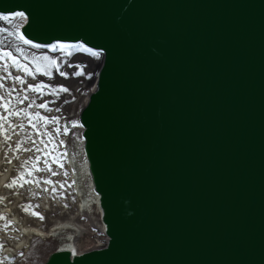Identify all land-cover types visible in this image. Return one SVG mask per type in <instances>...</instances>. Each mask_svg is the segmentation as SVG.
I'll return each instance as SVG.
<instances>
[{"label": "water", "instance_id": "95a60500", "mask_svg": "<svg viewBox=\"0 0 264 264\" xmlns=\"http://www.w3.org/2000/svg\"><path fill=\"white\" fill-rule=\"evenodd\" d=\"M102 61L80 114L109 241L44 264H264V0H0Z\"/></svg>", "mask_w": 264, "mask_h": 264}, {"label": "built area", "instance_id": "2783aa9c", "mask_svg": "<svg viewBox=\"0 0 264 264\" xmlns=\"http://www.w3.org/2000/svg\"><path fill=\"white\" fill-rule=\"evenodd\" d=\"M18 13H23V19L16 15ZM3 16H8L9 19L4 20L0 18V56H2L3 52L9 51L12 53V57H15L16 60H21V64L27 65L33 70V75L30 76L27 72L22 71L17 67H13L11 57L0 59V96L5 97L6 101L10 102L11 105L8 110L0 107V115L8 116V122L4 123V128L9 129L7 135L11 137V139L5 143V134L0 133V198H2L0 199V205L6 207L9 211V215H12L11 210H13L14 213V207L11 206L10 203H7L6 200H28L33 193H35L34 183H25L24 190L19 191V185L11 188L6 187V185H1V178H4V172L6 170H13V178L18 177V174L21 171H27V168L21 167L25 160L30 158L35 160L36 157H39V168L47 169L48 165L51 166V171H34L31 176H25L26 180H39L41 182L40 189L45 196L44 200H48L49 194L52 193L57 202L59 200L64 202L66 199L63 195L72 190L74 177L71 161L74 157H77V148L79 147L77 139L79 137L83 138V126L81 124L80 114L82 108L87 103L91 92L96 88L97 71L99 66H94V58L102 59V55L100 53L98 57L92 56L83 51L71 52L72 54L68 55L69 52L57 51V53L66 56V60L63 62V69L65 70L64 73H66V75L62 77L60 82L51 84L48 79L35 72L27 60L17 56L16 45L21 41L17 37L22 35L21 31L23 25L27 21V14L23 10H15L9 13L0 12V17ZM11 33H15V35H11ZM24 45L27 48L32 49L37 58L43 57L46 54L55 53L48 51V46L36 48L33 47L34 44L32 43H24ZM74 53L86 54V61L83 64L84 75H82L81 82H74L71 73V60ZM16 77H21L25 81L24 84L19 83V81L15 79ZM41 83L45 85L43 95L38 92H32L28 89L29 84L34 86ZM61 88H67L68 91H58L57 94H53L51 91V89L58 90ZM24 96H28V99L24 100L23 103H19L18 101L22 100ZM74 97H81V106H74ZM4 103L5 100H0V105H3ZM42 103L47 104V108L38 107ZM30 104L32 105L31 107H29ZM24 109H27V111L32 114L39 112L49 121L56 118L58 122H37L33 118V122L37 123V128L39 129L40 134H38L37 130L33 129L28 123L29 117L24 115H8L10 111H22ZM21 123L24 124V129H21V137H14V129H20L18 126ZM72 124H75L76 126L71 127ZM66 126L69 127L67 134L64 133V128ZM57 129L59 131H57ZM45 132L50 133L53 138L50 143L49 136L44 135ZM28 137H31V140L27 139ZM32 141H35V144H33ZM60 141H63L64 143L60 144ZM17 142L22 143L24 148H29L31 151H14L13 149H15ZM45 144L48 145L47 148H45ZM37 146L40 149H43V151H37ZM45 152L50 153V155H45ZM65 153L66 155H64ZM53 157H57L59 162H53ZM9 160L11 161L10 163L8 162ZM45 160L48 161V164L44 163ZM61 163L63 164L62 168L60 167ZM52 172H56L57 174L52 175ZM65 172L67 175H64ZM48 180H51L53 183H46ZM61 183L65 185L63 188H60ZM53 186L57 188L56 193L52 192ZM5 188H9L8 193H5ZM44 189H48V191L45 192ZM60 193H63V195L61 196ZM58 195L60 196L59 198ZM89 207L88 204L80 207V209L75 212V217L80 219L81 216H88L89 213H91ZM9 215L8 217L1 219L3 222L0 221V224L6 221H11V224L20 229L21 225H23L20 219L15 221L9 220L12 218ZM97 215L99 217L97 229L105 231L104 225L100 220V211L97 212ZM61 225H68V228H65L63 234L59 235L62 238L60 240L62 243L60 244L59 242L54 250L63 249L61 245H64L67 236H72V238L77 241L76 248L71 250L73 254H82L92 249L105 247L109 241L107 234L106 240H99L97 238V231L92 230V227L87 226L86 224V227L80 226L76 222L74 224H67L64 222ZM87 231L89 234L86 236L85 232ZM32 239L33 238L30 240L29 247L21 250L28 251ZM44 241H46V239ZM78 243H86V250H78ZM2 250H9L11 261H4L2 259ZM2 250L0 254V263H17L19 252L18 249L15 248L14 243L11 242L9 246L4 247Z\"/></svg>", "mask_w": 264, "mask_h": 264}, {"label": "rangeland", "instance_id": "374dc122", "mask_svg": "<svg viewBox=\"0 0 264 264\" xmlns=\"http://www.w3.org/2000/svg\"><path fill=\"white\" fill-rule=\"evenodd\" d=\"M19 48L21 51H17ZM51 49V50H49ZM48 51H52L55 53L46 54L45 56L49 57V59H55L59 66V70L56 67H48V62L44 60H40L39 64L41 66V71L37 72L44 78L48 79L51 84H55L61 81L62 77L60 72H65L63 69V62L66 60V56L57 53V51L62 50H53L52 47L48 48ZM16 52L17 56L27 60L33 69L35 70L37 67V58L32 49L27 48L22 41H19L16 45ZM50 71L51 75H44V71ZM36 72V71H35ZM73 167V166H72ZM20 175V173L18 174ZM34 183V182H33ZM35 193L38 195H30L31 198L28 200H6L7 203H10L11 206L14 207V211L17 213L21 223L25 225V227H36L42 230H48L53 226H57L60 223H67V224H74L75 222L78 223L80 226H87L92 227V230L98 231L97 229V222L99 221L98 215L94 212L95 207H90L92 209L91 213L88 216H81L80 219L75 217V212L83 207L85 203H81L82 200L80 199L81 195H79L75 191V183H73L72 190L68 193L66 192L63 196L66 200L64 202L59 200L58 202L53 198V194H49L48 200H44L45 196L43 191L40 189L41 182L39 186L34 183ZM87 185V184H85ZM24 186L19 188V191H23ZM9 192V188H5V193ZM60 196L58 195V198ZM45 201H47V206H45ZM81 203V204H80ZM28 204L32 205H39V207H34L32 211L40 213L44 217V219H40L38 216L31 215L29 212L24 211V206ZM83 205V206H82ZM1 216L5 217L3 214ZM1 222H3L0 219ZM6 222L0 224V243L3 244L0 247V254L1 250L9 246L10 243H14L17 245L18 249V261L16 264H44L48 255L54 251L56 246L58 245V241L53 239H47L44 241L39 237H34L31 241V246L28 251H24L21 249H26L27 247L22 246L27 242V236L25 238L18 237L20 234V229L13 224H9L7 228L4 227ZM89 233L88 231L85 232L87 236ZM23 242V243H22ZM82 244V243H81ZM19 246V247H18ZM22 246V247H21ZM2 259L4 261H11V254L8 250H2ZM0 264H4L3 262Z\"/></svg>", "mask_w": 264, "mask_h": 264}, {"label": "snow or ice", "instance_id": "6c2138e0", "mask_svg": "<svg viewBox=\"0 0 264 264\" xmlns=\"http://www.w3.org/2000/svg\"><path fill=\"white\" fill-rule=\"evenodd\" d=\"M17 16L21 17L23 19V13H18L16 14ZM4 20H8L9 17L8 16H3V17H0ZM11 35H15V33H11ZM19 40H21L23 43L25 44H31V41L30 40H27L25 39L22 35L18 36L17 37ZM33 47H36V48H39L41 47V45L39 44H35L33 45ZM52 49L55 51L57 49L59 50H67L69 48H73V49H76L77 51H83L85 53H88L92 56H99L100 53L99 52H93L90 48H87L85 47L84 45L82 44H77V45H58V44H53L52 46ZM17 51H21L19 48H17ZM72 53L69 52L68 55H71ZM7 57H11L12 58V61H13V64L20 70L22 71H25L28 73V75H33V70L30 69L27 65H24V64H20L15 57H12V53L9 52V51H5L3 52L2 56H0V59L2 58H7ZM36 59V62H37V67L35 69L36 72H39L41 71V66L39 64V61L40 60H44V61H47L48 62V67H56L57 70H59V66L57 64V61L55 59H49V57L47 56H43V57H39V58H35ZM82 74V70L81 71H77L74 73V75H81ZM44 75H51L50 71H44ZM60 75L61 76H65L66 73L64 72H60ZM17 81H19V83L21 84H24V80L21 78V77H16L15 78ZM45 88V85L44 84H36V85H31L29 84L28 85V89L32 92H38L40 93L41 95H43V89ZM51 91L53 92V94H57L58 91H64V92H67L68 89L67 88H61V89H51ZM28 99V96H24L22 100H19L18 102L19 103H23L24 100H27ZM0 100H5V103L3 105H0V107H3L5 110H8L10 108V102L6 101V98L3 97V96H0ZM34 103V102H33ZM32 105L30 104L29 107H31ZM38 107L40 108H47V104H40ZM50 111V109H49ZM9 116H12V115H15V116H19V115H24L26 117H29V120H28V123L31 125V127L33 129H36L37 130V133H39V129L37 128V123H34L33 122V118L37 121V122H40V121H44L45 123H57L58 121L56 120V118H53L51 121L47 120L46 117L42 116L39 112H36L34 114L32 113H29L27 111V109H24L22 111H10L8 113ZM8 122V116H2L0 115V133H4V140H5V143L11 139V137L9 135H7V132L9 131V129H5L4 128V123H7ZM76 125L75 124H72L71 127H75ZM20 129H24V124L21 123L19 126H18ZM57 131H59L57 129ZM69 131V127H65L64 128V133L67 134V132ZM44 135H47L49 136V143L51 142V140L53 139L51 137V134L50 133H47L45 132ZM27 139L31 140V137H28ZM43 142V141H42ZM33 144H35V141H32ZM64 142L63 141H60V144H63ZM47 144H45V148H47ZM14 151H31V149L29 148H24L22 143L20 142H17V144L15 145V149H13ZM37 151H43V149H40L38 146L36 148ZM45 155H50V153H47L45 152ZM66 155V153L64 154ZM53 162H59L58 158L57 157H53ZM39 160L40 158L39 157H36L35 160H32L31 158L28 159V160H25L23 165L21 166L22 168H27L28 170L27 171H21L20 172V175L18 177H15L13 178V180L6 185V187H16L17 185H19V187H23L25 183H36L38 186L40 184V181L39 180H26L25 179V176H31L33 174V172H39V171H44V170H47V171H51V166L48 165L47 169H41L38 167V163H39ZM9 163L11 162L10 160L8 161ZM45 164H48V161L45 160L44 161ZM60 167L62 168L63 167V164L61 163L60 164ZM57 173L56 172H52V175H56ZM64 175H67V173L65 172ZM46 183H49V184H52L53 182L51 180H48L46 181ZM75 183V182H73ZM65 185L63 183L60 184V188H63ZM45 192L48 191V189H44ZM52 192L53 193H56L57 192V188L55 186L52 187ZM33 195H38V193H33ZM60 195L62 196L63 193H60ZM55 198V197H53ZM2 199V198H0ZM34 207H39V205H32V204H28L27 206H24V211L26 212H29V214L31 215H35V216H38L41 220L44 219V217L42 215H40V213L38 212H35V211H32V209ZM0 219H4V217L0 216ZM12 222L11 221H6L4 227L7 228L9 224H11ZM3 244L0 243V247H2Z\"/></svg>", "mask_w": 264, "mask_h": 264}, {"label": "bare ground", "instance_id": "6f19581e", "mask_svg": "<svg viewBox=\"0 0 264 264\" xmlns=\"http://www.w3.org/2000/svg\"><path fill=\"white\" fill-rule=\"evenodd\" d=\"M58 45H77V44H82L81 42H74V43H55ZM52 46V45H51ZM51 46H48V48H51ZM85 46V45H84ZM86 47V46H85ZM51 50V49H49ZM93 52H99L97 50L91 49ZM64 52H81L77 51L76 49L69 48L67 50H63ZM52 52V51H51ZM100 53V52H99ZM21 64V60H17ZM86 61V54H81V53H74L72 56L71 60V73L72 77L74 79V82H81L82 75H84V68L83 64ZM102 59L101 58H94V66H100ZM13 67H16L13 64ZM82 74L77 76L74 75L75 72L81 71ZM74 106H81V97H74ZM14 137H21V129H14ZM77 157H74V159L71 161L72 164V169H73V177H74V182H75V191L81 195L80 199L82 200V204H88L91 208H94V212L97 214L99 212V207H98V195L94 189L93 182L91 175L89 173V168H88V162H87V157L84 151V140L83 138L79 137L77 139ZM13 180V170H6L4 172V178H1V185H7ZM87 184V185H85ZM48 202H45V206H47ZM80 203V204H81ZM83 206V205H82ZM89 207V209H90ZM1 212L5 217H8L9 211L7 210L6 207H3V205H0ZM92 211V209H90ZM90 211V212H91ZM0 212V214H2ZM12 215H9L10 218L9 220L15 221L19 220V217L17 213L13 210H11ZM3 217V216H2ZM68 228V225H57L49 228L48 230H42L36 227H25V225H21L20 228V234L18 237L25 238L27 236V242L26 244L22 245L25 247H29L30 245V240L31 238L34 237H39L43 240L47 239H53L60 244L62 241H60L62 238L59 235H62L64 232V229ZM67 240H65L64 245H61L63 249H69V250H74L77 246V241L76 239H73L72 236H67ZM97 238L99 240H106V233L104 230H98L97 231ZM23 243V242H22ZM21 246V247H22ZM19 247V246H18ZM15 248L17 249V245H15ZM78 250H86V243H78ZM9 251V250H8Z\"/></svg>", "mask_w": 264, "mask_h": 264}]
</instances>
